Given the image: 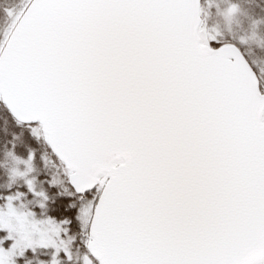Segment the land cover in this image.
<instances>
[{"label":"snow or ice","instance_id":"obj_1","mask_svg":"<svg viewBox=\"0 0 264 264\" xmlns=\"http://www.w3.org/2000/svg\"><path fill=\"white\" fill-rule=\"evenodd\" d=\"M256 44L264 4L0 0V264H264Z\"/></svg>","mask_w":264,"mask_h":264},{"label":"rangeland","instance_id":"obj_2","mask_svg":"<svg viewBox=\"0 0 264 264\" xmlns=\"http://www.w3.org/2000/svg\"><path fill=\"white\" fill-rule=\"evenodd\" d=\"M216 3L220 4L221 7L226 6V0H215ZM207 22L210 26H216L219 25V27L225 31V32H229V25L226 24V22L219 16L217 15L215 10H212L210 12V14L207 17ZM250 24V19L248 16H241L239 18V23L234 22L231 25V31L229 34L235 36L236 38H244L248 35H250V33L247 31V28ZM251 50L255 51L257 53V51L259 52H263L264 51V45L262 44H256L250 47ZM251 50H249V54H251ZM254 60L259 64V65H263L262 62H260L261 60L254 58Z\"/></svg>","mask_w":264,"mask_h":264},{"label":"trees","instance_id":"obj_3","mask_svg":"<svg viewBox=\"0 0 264 264\" xmlns=\"http://www.w3.org/2000/svg\"><path fill=\"white\" fill-rule=\"evenodd\" d=\"M227 1V0H226ZM238 2L240 3L241 7L246 11H250L251 8L254 5L257 4H264V0H238ZM251 50L250 48L248 49V51ZM255 52V51H254ZM255 55L249 54L250 57L253 59V56L259 60H263L264 59V51L263 52H259L257 51V53H253ZM5 128L8 130L9 134H11V127L10 125H7V123H5Z\"/></svg>","mask_w":264,"mask_h":264},{"label":"flooded vegetation","instance_id":"obj_4","mask_svg":"<svg viewBox=\"0 0 264 264\" xmlns=\"http://www.w3.org/2000/svg\"><path fill=\"white\" fill-rule=\"evenodd\" d=\"M253 53H255V52H254L253 50H251V54H252V55H255V54H253ZM254 58H255V57L253 56V60H254ZM256 59H257V58H256ZM254 61H255V60H254ZM260 62L263 63V65H261V66L264 67V59L261 60Z\"/></svg>","mask_w":264,"mask_h":264}]
</instances>
